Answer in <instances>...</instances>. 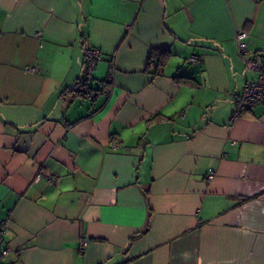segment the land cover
<instances>
[{"label": "crops", "instance_id": "0c3cea01", "mask_svg": "<svg viewBox=\"0 0 264 264\" xmlns=\"http://www.w3.org/2000/svg\"><path fill=\"white\" fill-rule=\"evenodd\" d=\"M240 29L264 67V0H0V264H264Z\"/></svg>", "mask_w": 264, "mask_h": 264}, {"label": "built area", "instance_id": "2783aa9c", "mask_svg": "<svg viewBox=\"0 0 264 264\" xmlns=\"http://www.w3.org/2000/svg\"><path fill=\"white\" fill-rule=\"evenodd\" d=\"M247 32L240 29L237 30L234 36L236 44V52L243 59L245 63V68L247 70L257 72L255 79L247 80L240 92L235 96L234 106L232 109L231 119H235L240 116L244 111L250 110L259 104H264V67H262L261 62L255 58L248 56L247 54ZM83 67L82 74L79 80L74 84V89L83 92L85 96L89 99L95 96L96 92L87 91L85 88L86 81L91 78L94 68L96 66L97 60L100 58L99 51L95 48L84 46L83 49ZM200 56L191 55L188 60L191 63H199ZM157 64L155 57L149 60V69L154 70ZM29 71L34 70V68H27ZM180 116L183 115L181 111ZM214 177V172L210 170L207 175V179H212ZM6 230L5 224L0 225V257H4L9 253V247L4 242V233ZM87 241L82 238L79 241V248L81 250L85 249Z\"/></svg>", "mask_w": 264, "mask_h": 264}, {"label": "trees", "instance_id": "16d2710c", "mask_svg": "<svg viewBox=\"0 0 264 264\" xmlns=\"http://www.w3.org/2000/svg\"><path fill=\"white\" fill-rule=\"evenodd\" d=\"M167 55H168V52L167 51H164V50H153L151 52V55L149 57V60L152 58V57H155L156 60H157V64H156V67L154 70H151L149 69V61H148V64H147V69L150 70L153 74H157L158 73V69H159V66L160 65H163L167 59Z\"/></svg>", "mask_w": 264, "mask_h": 264}]
</instances>
